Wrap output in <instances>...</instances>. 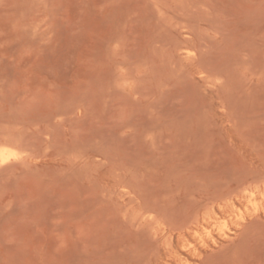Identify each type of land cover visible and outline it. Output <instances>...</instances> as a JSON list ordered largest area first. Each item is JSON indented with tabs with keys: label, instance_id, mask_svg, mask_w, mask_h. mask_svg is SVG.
Masks as SVG:
<instances>
[{
	"label": "rangeland",
	"instance_id": "374dc122",
	"mask_svg": "<svg viewBox=\"0 0 264 264\" xmlns=\"http://www.w3.org/2000/svg\"><path fill=\"white\" fill-rule=\"evenodd\" d=\"M2 147L0 264H264V0H0Z\"/></svg>",
	"mask_w": 264,
	"mask_h": 264
},
{
	"label": "bare ground",
	"instance_id": "6f19581e",
	"mask_svg": "<svg viewBox=\"0 0 264 264\" xmlns=\"http://www.w3.org/2000/svg\"><path fill=\"white\" fill-rule=\"evenodd\" d=\"M15 152V151H14ZM11 155H13V151L11 150V149H9V148H6V147H2V148H0V162L1 163H4V162H6L10 157H11ZM15 155H16V153H15ZM11 159V158H10ZM254 195V194H253ZM253 198H254V196H253ZM255 198H256V196H255ZM263 198V197H262ZM252 199V198H251ZM250 199V200H251ZM263 201H264V199H263ZM256 212V211H255ZM257 214V213H256ZM237 216V215H236ZM219 218V217H218ZM226 236V235H225ZM215 243V242H214Z\"/></svg>",
	"mask_w": 264,
	"mask_h": 264
}]
</instances>
